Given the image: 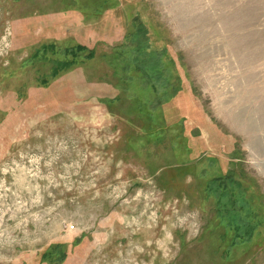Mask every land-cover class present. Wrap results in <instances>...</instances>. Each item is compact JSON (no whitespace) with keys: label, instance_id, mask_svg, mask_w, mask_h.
<instances>
[{"label":"rangeland","instance_id":"374dc122","mask_svg":"<svg viewBox=\"0 0 264 264\" xmlns=\"http://www.w3.org/2000/svg\"><path fill=\"white\" fill-rule=\"evenodd\" d=\"M0 264H264V0H0Z\"/></svg>","mask_w":264,"mask_h":264}]
</instances>
